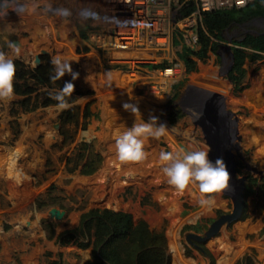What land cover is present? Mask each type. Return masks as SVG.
<instances>
[{"label": "rangeland", "instance_id": "1", "mask_svg": "<svg viewBox=\"0 0 264 264\" xmlns=\"http://www.w3.org/2000/svg\"><path fill=\"white\" fill-rule=\"evenodd\" d=\"M32 3L51 14L55 40L54 44L39 40L36 56L27 59L21 45L29 48L34 40L30 30H22V5ZM116 20L110 0H0V53L31 71L45 65L49 76L54 74L50 59L58 57L71 62L73 71L79 73L72 81V96L65 98L69 107L62 110H57L53 97L64 81L71 80L68 74L45 85L30 80L22 87L29 94L13 93L11 98L0 99V264H51L54 260L86 264L91 248L61 245L58 239L64 231L77 228L82 214L95 208L127 213L134 222L144 219L152 231L164 232L170 264H178L169 242L173 220L178 224L179 251L193 264H237L245 256L264 264V59L246 61L245 88L235 94L224 74L230 63L226 48L221 51L224 61L210 51L203 61L193 57L197 70L186 73L179 53L184 44L193 45L190 34L195 28L171 21L156 35L163 43L153 46L131 41L132 27L111 29ZM234 32L230 29L225 37ZM175 38L180 41L174 42ZM129 41L133 43L127 44ZM218 43L217 50L220 45L233 46L228 39ZM10 45L16 46L15 52ZM138 51L150 57L140 64L123 61ZM161 65L164 68L152 67ZM168 69L172 73L166 75ZM200 89L224 95L227 108L237 116L241 137L237 141L240 148L233 150L238 156L237 176H247L246 185L254 190L246 196L242 217L204 242L207 255L187 242L184 234L205 232L222 214L232 212L231 197L224 190L214 195L220 204H200L197 185L184 190L170 185L159 160L161 151L174 156L181 150L210 151L193 110ZM153 91L157 96L151 101L147 98ZM126 101L138 107L137 118L123 108ZM144 102L154 112L156 124L168 129L159 138L144 140L143 160L120 162L118 171L113 164L115 137L131 128L136 119L151 122ZM87 106L89 117L85 116ZM106 106L119 122L108 123ZM89 161L96 170L90 175L81 173ZM128 167L136 171L137 179L125 178L122 171ZM162 195L175 199L174 214ZM52 209L62 216H53Z\"/></svg>", "mask_w": 264, "mask_h": 264}, {"label": "trees", "instance_id": "2", "mask_svg": "<svg viewBox=\"0 0 264 264\" xmlns=\"http://www.w3.org/2000/svg\"><path fill=\"white\" fill-rule=\"evenodd\" d=\"M195 9V2L186 0L181 9L182 17L189 16ZM256 17H264V0H254L239 9H219L203 13L197 27L198 47L193 49L184 44L179 53L180 59L185 64L186 73L197 70V62L193 57L205 60L210 51L217 52L218 41L225 40V33ZM238 38L242 40H233L234 62L227 74L235 94L245 88L246 61L255 62L264 59V35L246 34ZM178 41L180 40L175 38L174 42L178 43ZM15 65L14 93L18 95L30 93L29 90H22L23 86H28L30 80L42 85L51 80L49 69L45 65L32 71L25 69L18 62H15ZM152 67L164 68L162 65ZM90 115V106H87L85 116ZM95 170L96 167L89 161L81 173L90 175ZM254 183L257 184V180H254ZM253 192V188L248 185L246 196H250ZM58 240L61 245L73 244L81 249L91 248V259L86 264H170L164 232L152 231L144 219L134 222L131 215L110 209L95 208L82 214L79 226L64 231ZM51 264H61V262L54 260ZM237 264L257 263L252 257L245 256Z\"/></svg>", "mask_w": 264, "mask_h": 264}, {"label": "clouds", "instance_id": "3", "mask_svg": "<svg viewBox=\"0 0 264 264\" xmlns=\"http://www.w3.org/2000/svg\"><path fill=\"white\" fill-rule=\"evenodd\" d=\"M13 47L14 52L16 46ZM53 75L50 79H62L65 74L71 76V80L64 81L63 86L53 97L57 103V110L69 107L66 97H71L74 91L72 81L79 77V73L73 71L71 62L52 57ZM16 80V65L12 58L0 53V99H8L14 93V81ZM123 108L130 111L137 118L139 109L136 105L124 103ZM156 117H151V122H136L131 128H126L115 137L116 156L122 162H139L144 159V140L148 137L159 138L168 129L164 124L157 125ZM208 149L181 150L177 155L171 152L161 151L159 160L163 162L162 172L167 177L170 185L178 190H184L190 184L197 185L202 198V205H211L214 195L223 193L229 187L230 175L223 159L217 158L214 162L208 158ZM14 164V160L11 161ZM27 177H24L26 179ZM20 176H17L19 181Z\"/></svg>", "mask_w": 264, "mask_h": 264}, {"label": "water", "instance_id": "4", "mask_svg": "<svg viewBox=\"0 0 264 264\" xmlns=\"http://www.w3.org/2000/svg\"><path fill=\"white\" fill-rule=\"evenodd\" d=\"M238 28L245 35H264V17L253 18L250 21L240 24ZM225 39H228L231 44H233L234 39L242 40V38L234 37V35L228 38L225 37ZM219 47L220 50H217V54L223 61L224 56L221 51L225 48L230 51V63L224 72L227 75L234 62L232 47L230 45H220ZM195 100L197 104L193 107L195 121L202 126L210 145V160L214 162L217 158H221L226 164L230 180L225 194L230 196L233 201L232 212L222 214L210 224L205 232L199 234L198 232L186 231L184 234L187 242L207 255V251L197 243L205 242L214 237L219 233L222 226L226 225L229 227L233 221L242 217L246 205L247 176H237L238 156L233 150L240 148L237 141H240L241 137L238 130V118L234 112L227 108L225 96L215 91L200 89ZM51 214L56 217L62 216V213L58 209H52Z\"/></svg>", "mask_w": 264, "mask_h": 264}, {"label": "built area", "instance_id": "5", "mask_svg": "<svg viewBox=\"0 0 264 264\" xmlns=\"http://www.w3.org/2000/svg\"><path fill=\"white\" fill-rule=\"evenodd\" d=\"M254 0H194L196 9L187 17H182L181 9L186 0H110L116 9L117 22L113 24L114 31L119 26L137 27L140 29V37L137 43H146L158 46L157 34L163 32V28L169 22L180 24L185 22L195 32L190 34L193 45L198 47L197 27L201 21L203 13L212 12L219 9L243 8ZM159 10L162 12L159 14ZM138 23H141L140 26ZM144 38V40H143ZM184 39V37H183ZM194 46V47H193ZM123 61L140 64L145 59L122 58Z\"/></svg>", "mask_w": 264, "mask_h": 264}, {"label": "bare ground", "instance_id": "6", "mask_svg": "<svg viewBox=\"0 0 264 264\" xmlns=\"http://www.w3.org/2000/svg\"><path fill=\"white\" fill-rule=\"evenodd\" d=\"M34 3L32 4H28V5H22L23 6V22H22V30H30L31 31V35L32 38L34 40V42L31 43V46L29 48H25L23 45H21V51H22V55L25 58H33L36 56V52H35V44L39 43L41 41H47V43H52L54 44V36H55V27H54V19L51 17V14L48 13H44L42 11H40L39 9H37V7L35 8ZM141 23H138V25L140 26ZM134 29H131V41L134 39H137L139 36H141L138 32V28L136 27H132ZM52 40V41H51ZM126 42L127 44H132L133 42ZM158 42H162L163 40H159L157 39ZM131 42V43H130ZM124 46V45H123ZM126 46V45H125ZM121 55H128L126 53H120ZM119 54V55H120ZM150 56L144 52V51H138V52H133L132 54L129 55V58L132 59H148ZM152 57V56H151ZM169 73H172V69H168L165 71L166 75H169ZM224 91H226L225 88H223ZM157 95L155 94V92H150V94H148V98L149 100H153L154 97H156ZM127 100V99H126ZM125 101V100H123ZM127 103V101H126ZM145 104V113L147 114V116L149 118L154 116V112L152 111L149 103L144 102ZM106 111H107V118H108V123H117L120 121V119L117 118V115L114 114L112 115V109L109 108L108 106H106ZM109 110V111H108ZM111 110V113L109 114ZM109 124V126H110ZM119 129H115L114 131H117ZM153 139H149L148 142H152ZM114 153V158H113V164L116 165L117 170L119 171V165L120 162L121 163H128V162H122L119 161L117 156H116V150L114 149L113 151ZM17 157V153H14L13 155V160H16ZM123 167V166H122ZM111 170H106V172H110ZM122 172L125 173V178L127 180L130 179H137V173L136 171L132 168V167H128L125 168ZM102 187H105L104 185ZM169 196V195H168ZM167 195H162L161 196V200L167 204V206L170 209V214H174V209H175V199L168 197ZM216 204H220L219 202H217L214 198H213V202L212 204L207 207H213ZM169 242H170V247H171V253L174 256L175 262L178 264H193L194 262L190 259L187 258H183L181 255V252L179 251V241H178V224L176 220H173V224L169 230ZM224 249H228V247L226 245H224ZM226 262V261H225Z\"/></svg>", "mask_w": 264, "mask_h": 264}, {"label": "flooded vegetation", "instance_id": "7", "mask_svg": "<svg viewBox=\"0 0 264 264\" xmlns=\"http://www.w3.org/2000/svg\"><path fill=\"white\" fill-rule=\"evenodd\" d=\"M241 29H239V28H236L235 29V32L233 33L234 34V36H236V37H239V36H244L245 34L241 31ZM196 232H198V233H201L202 231L201 230H195ZM203 233V232H202ZM198 245H200V246H202L203 247V244H204V242H202V243H197ZM204 248V247H203Z\"/></svg>", "mask_w": 264, "mask_h": 264}, {"label": "crops", "instance_id": "8", "mask_svg": "<svg viewBox=\"0 0 264 264\" xmlns=\"http://www.w3.org/2000/svg\"><path fill=\"white\" fill-rule=\"evenodd\" d=\"M112 28H113V29H116L115 27L111 26V29H112Z\"/></svg>", "mask_w": 264, "mask_h": 264}]
</instances>
